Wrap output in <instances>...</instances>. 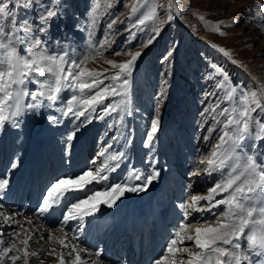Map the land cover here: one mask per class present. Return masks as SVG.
<instances>
[{
  "label": "rangeland",
  "instance_id": "1",
  "mask_svg": "<svg viewBox=\"0 0 264 264\" xmlns=\"http://www.w3.org/2000/svg\"><path fill=\"white\" fill-rule=\"evenodd\" d=\"M127 101L130 153L111 167L125 170L142 154L182 164L187 175L177 169L168 180L188 201L202 196L207 220L223 216L218 225L239 222L241 231L252 221L248 250L264 247V0H0V153L16 146L28 179L37 113L55 148L89 128L95 170L122 130ZM9 132L24 137L6 139ZM230 154L244 169L242 185ZM10 231L0 230V264L54 263L56 239L40 250ZM198 243L180 241L171 264H191Z\"/></svg>",
  "mask_w": 264,
  "mask_h": 264
},
{
  "label": "bare ground",
  "instance_id": "2",
  "mask_svg": "<svg viewBox=\"0 0 264 264\" xmlns=\"http://www.w3.org/2000/svg\"><path fill=\"white\" fill-rule=\"evenodd\" d=\"M170 3L172 14L175 15L177 10L174 7L173 1H170ZM182 26L188 28L187 25ZM196 37L199 38L198 36ZM202 38L203 36H201L200 39ZM215 45L218 46L217 44ZM219 51L226 55L232 62L238 63L232 56L225 53L223 49H219ZM16 67L17 77H19V66ZM26 92L20 93L22 96H26ZM35 111L37 112L39 110L35 109ZM125 111L121 132H117L112 138V141L106 144V155L101 165L96 167L95 170H93L88 153H86V155L82 154L78 160H74L77 156L73 154L70 148V146L75 147L77 144L81 150H86L88 146H91L89 145V141L93 140L94 135L89 128L82 132L78 139H76V134L71 137H69L71 132L67 134L69 137L68 143L65 142V138H61L59 148H56L60 153H55L56 155L53 159V163L58 162L60 165L57 171L60 174L55 173V178L51 181H47V183H51V185L47 189L44 197H42L43 192H41L39 196L37 194L38 197L35 198L33 195L36 193V187L33 186L27 198L22 196L21 200L17 202V198L21 193L18 189L5 203H0V230L11 229L13 232L14 229H17L18 236L19 233L25 235V241H27V239L39 241L38 249L40 250L52 245V240L56 239L54 241L57 243L58 248L57 253L55 252L56 258L53 264H118L113 263L116 259V255L111 252L109 247H104L97 251L86 246L85 240L80 234L82 226L79 224V221H77L73 222L71 229H69L66 223L71 222V215L67 217V214L71 213L76 216L77 213L81 212L82 215L87 214L89 216L91 212L98 210L101 211L100 215L104 217L105 227H109L112 221L117 219L116 215L126 218L127 226H125V228H128V224L131 223L145 226V224L149 223L150 218V215L146 214V211L147 209L157 208L158 202L154 206H152L151 203L160 196L159 191L164 190V194L170 199L169 193H172V189L166 185L168 183V177L172 176L173 171L181 167L186 169V167L180 163L176 164L177 162L174 163L170 160L166 161L164 158L160 157H156L154 164L148 168L138 155V158L130 161L125 170H122L123 166L120 169L122 171L117 169L118 171L114 172V169L112 170L111 168L112 164L117 161L120 162L119 160L121 159L127 161V157L130 153L128 149L129 140L127 138V132L130 128V119L133 116L131 102L127 101ZM33 121L35 124L36 141L43 142L46 145L45 149L50 150V145L53 144V141L51 142L52 137L50 138L49 136L48 126L42 121L39 113L34 116ZM73 142L75 145H72ZM227 161L231 162L234 166L236 163L239 165L238 157L231 156V154ZM39 166L40 165H38V168ZM81 170L83 171L77 176L72 177ZM243 170L244 169L241 170L240 167V169L237 168L235 171L238 179L243 177V181L239 180L242 181L240 183L241 185L245 182L246 178ZM44 173L46 174L47 171L44 170L42 172V178H40L39 184H42L41 180L43 179ZM62 173H66L68 176L61 178ZM109 176L111 177V182H108ZM248 178L247 176V179ZM222 180L221 178L217 184L220 185ZM98 181L101 182L102 187L99 188V190L91 192L86 198L78 201V198L75 196L78 193H84L93 189ZM104 181H107V186H104ZM171 183L172 181H169L170 186ZM175 186H180L179 188H181L180 182ZM106 187L108 190H103ZM74 197V201H71L64 210L62 219L55 217V203H58L60 198H62L63 202H69ZM201 199L203 200L202 196L193 198L191 202H189L187 198L183 199L184 201H170L171 203H175V213L181 214L184 220L190 219V221L187 222L186 220L185 225L177 227V237L172 240V244H170L169 247H166V253L154 264H171L172 262H176L177 254H179L178 243H180V241H182V243L195 241L198 245V242H200L199 252L191 254L193 259L191 264H253L254 247L248 250L249 244L247 245L248 242L245 241L247 228H249L250 224L253 222L245 220L241 224L242 227L244 226V229L242 228L243 230L241 231L236 229L239 222L232 221L226 226L218 225L217 222H220L223 216L217 215L216 217L214 215L213 219L207 220V218H205L207 207H203ZM186 205H189V209L193 211L192 213L186 211ZM118 206L117 214H114L113 212ZM87 207L88 210L84 211ZM170 207H172V205H170ZM59 212H61V209ZM46 214H50L49 217H47ZM87 232L88 229L86 232L83 230L84 234H87ZM97 242L98 232L92 230L89 237V244L94 245Z\"/></svg>",
  "mask_w": 264,
  "mask_h": 264
}]
</instances>
